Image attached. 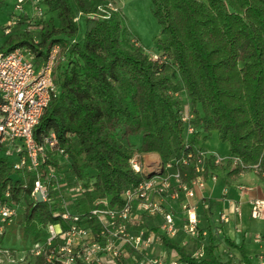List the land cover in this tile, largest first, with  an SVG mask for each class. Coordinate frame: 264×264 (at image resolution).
<instances>
[{"label":"trees","instance_id":"obj_1","mask_svg":"<svg viewBox=\"0 0 264 264\" xmlns=\"http://www.w3.org/2000/svg\"><path fill=\"white\" fill-rule=\"evenodd\" d=\"M100 1L42 0L57 27L50 17L44 25L36 23L38 43L28 41L30 33L24 30L1 45L6 50L25 46L37 65L50 46L59 45L56 78L52 72L57 91L34 136L56 133L69 152L71 170L86 184L92 181L88 199H117L141 179L128 163L133 151L155 153L166 163L201 148L199 141L211 132H217L239 162L228 159L215 167L209 156L207 172L219 167L237 178L256 164V171L264 174V0H150V13L164 37L157 48L165 56L161 62L150 59L130 35L120 12L104 20L85 18L79 36L76 13L92 12ZM186 102L196 127L187 145L179 119ZM129 137H137L139 146L128 145ZM179 168L191 177L190 167ZM11 173V163L0 159V205L7 200ZM16 191L12 187L13 200ZM45 210V205L27 210L24 235L35 234V220ZM212 240L202 264L219 262ZM225 240L251 264L242 246Z\"/></svg>","mask_w":264,"mask_h":264},{"label":"built area","instance_id":"obj_2","mask_svg":"<svg viewBox=\"0 0 264 264\" xmlns=\"http://www.w3.org/2000/svg\"><path fill=\"white\" fill-rule=\"evenodd\" d=\"M120 1L101 0L94 11L77 12L74 21L108 19L120 12ZM46 12L42 0H15L0 25V38L17 35L23 25L21 31H28L32 42L38 43L40 25L36 23ZM58 53V44L50 46L37 65L25 46L2 50L0 45V151L14 156L11 168L18 176L11 179L10 189L4 192L7 200L0 205V264H202L209 237L219 260L215 264H247L222 236L228 224L226 214L214 217L206 199L195 200V189L204 187L206 173L213 182L217 179L213 170L206 171V158L212 156L216 167L228 159L235 164L237 157L223 158L198 148L162 163L155 153L133 151L128 163L141 179L123 189L117 199L104 195L88 199L92 181L86 184L71 170L69 152L56 133L49 131L40 139L34 136L57 91L52 70ZM149 58L161 62L165 56L157 49ZM179 119L187 145L196 131L187 102L181 105ZM179 166L190 167L191 177ZM253 168L257 170V165ZM12 187L17 190L15 200ZM39 205L46 210L41 211L40 221L35 220V234L24 235L25 214ZM233 212L239 214V206ZM18 216L22 222L16 230L17 245L7 240L9 245L5 225ZM250 217L264 219V199L250 201ZM22 241L29 243L22 247ZM251 243L255 250L245 251V258L251 264H264V234L253 235ZM180 250L187 258L181 257Z\"/></svg>","mask_w":264,"mask_h":264},{"label":"crops","instance_id":"obj_3","mask_svg":"<svg viewBox=\"0 0 264 264\" xmlns=\"http://www.w3.org/2000/svg\"><path fill=\"white\" fill-rule=\"evenodd\" d=\"M2 3L3 0L1 5ZM140 8L149 11L150 0L120 1V13L125 19L126 28L130 35L143 46L140 40L139 28L136 26L134 19ZM130 16H133V18ZM130 23L133 28L129 25ZM23 28L24 26L20 25L17 30L21 32ZM157 28L159 30V27ZM160 38L164 39V37L157 34H152L148 48L143 47L146 48L148 53L155 52V42H160ZM4 41L1 39L0 43L3 44ZM212 133L208 138L199 141L200 147L206 152L216 153L223 158L228 157L230 155L228 144L219 140L217 132H214L217 139H213ZM213 171L217 176L216 181L213 182L208 177L205 178L204 187L195 189V200L206 199L210 206V213L214 217L218 213H225L228 217V224L223 230L222 236L224 239H228L236 246H242L244 253L245 251L246 254L252 253L255 247L251 243V237L257 233L264 234V219L255 220L250 217V201L255 198L264 199V174H259L256 170L251 169L242 172L237 178H231L226 175L227 170L224 168L218 167ZM241 186L244 187L243 190H240ZM235 206H239V214L233 212ZM235 250L238 251L236 248Z\"/></svg>","mask_w":264,"mask_h":264},{"label":"rangeland","instance_id":"obj_4","mask_svg":"<svg viewBox=\"0 0 264 264\" xmlns=\"http://www.w3.org/2000/svg\"><path fill=\"white\" fill-rule=\"evenodd\" d=\"M14 3H15V0H3V3L0 6V25H3L5 23V20L7 18V14L13 10ZM27 7L29 9V6L26 5L25 8L27 9ZM45 10H46V6H45ZM137 13L138 14L136 15V18L134 17V19L136 22V26L139 28L141 44L143 46L147 47L150 44L149 42H150L152 34H157L161 37H163V36L159 34V30L157 28V27H159V25L157 24L156 20L151 15L150 10L148 11V9L145 10L143 8H140L137 11ZM148 13H149V15H148ZM50 17H52V19H53L54 26L57 27V24H58L57 20L55 19L53 14L48 13V12H46V15L42 19L41 25H44V23ZM130 17L133 18V16H130ZM78 24H79L78 34H79V36H81L85 30V18H81L79 20ZM129 25H131V27L133 28L131 23ZM32 36L33 35L27 36L26 39L28 41H32ZM14 39H15V42L19 41L18 38H14ZM160 40L162 41L161 38H160ZM155 44H156V47H155V51H156L160 44L158 41H156ZM0 45H2V43H0ZM2 50H6V48H2ZM150 54H151V52H150ZM58 57H59V53L57 54V61H56L55 65L53 66V70H52L54 78L57 77L56 75L58 73V70L55 71V67L58 65V60H59ZM171 72H172V68H169L168 73H171ZM176 78L177 77L174 76V80ZM55 88L57 89L56 84H55ZM211 136H213V139H217L216 134L214 132L212 133ZM128 145H130L132 147H138L139 146L138 138L137 137H129L128 138ZM0 159L7 160L8 162L11 163L14 160V156L12 155V156L6 157L5 154L2 151H0ZM145 159L148 160V157H146ZM145 171H146V169H145ZM17 177H18L17 174L12 171V173L10 174V179L15 180ZM19 224H20V217L18 216L16 218H12L11 221L7 225H5V230H6L5 242H7V244L10 245V243H8L7 240H11V243H13L14 245H17V243H16V230H17V227ZM28 243L29 242L22 241L21 245H22V247H24ZM235 263L236 262H234V264Z\"/></svg>","mask_w":264,"mask_h":264}]
</instances>
